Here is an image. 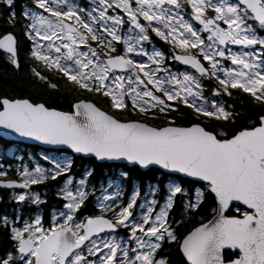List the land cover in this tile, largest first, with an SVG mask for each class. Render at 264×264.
<instances>
[{
	"label": "snow or ice",
	"instance_id": "obj_1",
	"mask_svg": "<svg viewBox=\"0 0 264 264\" xmlns=\"http://www.w3.org/2000/svg\"><path fill=\"white\" fill-rule=\"evenodd\" d=\"M0 3L7 26H23L35 78L59 90L52 73L110 109L79 96L70 110L0 97L4 135L57 146L41 157L47 167L0 164V186L39 206L46 193L33 186L62 182L47 226L42 214L0 215V264H173L172 244L184 264H264V0H30L19 18L15 0ZM0 51L20 68L14 31L0 33ZM241 94L258 111L237 126L244 114L225 97ZM185 108L192 119L180 123ZM69 150L162 179L126 195L123 171L97 187L94 167L74 175Z\"/></svg>",
	"mask_w": 264,
	"mask_h": 264
},
{
	"label": "trees",
	"instance_id": "obj_2",
	"mask_svg": "<svg viewBox=\"0 0 264 264\" xmlns=\"http://www.w3.org/2000/svg\"><path fill=\"white\" fill-rule=\"evenodd\" d=\"M19 3L20 0H17ZM29 2V1H28ZM9 9L3 4L0 3V33L5 31H14L17 39L19 41V59H20V68L16 69L10 63L7 62L3 51H0V97L9 96V97H30L36 102H44L48 105L57 107L63 110H70L71 104L75 102V98L87 97L93 99L99 106L110 111L107 102L100 96H91L89 93L80 92L73 88L70 84H67L64 80L58 79L53 76L52 73H47L54 83H57L59 90L51 89L45 85L43 81L35 78L31 72V68L36 65L35 61L27 59V52L29 50V44L25 41L23 37L22 28L17 24L15 29L9 28L5 22ZM225 100L228 104L234 105L237 112L243 113L238 121L237 126L241 123L251 120L258 111V106L251 103L249 98L246 95H236L233 99H228L225 97ZM184 119L179 121L180 123L189 122L192 117L191 113L185 108L183 111ZM123 119H133L134 116L124 114L121 116ZM149 123L159 124L160 120H151ZM227 130V129H225ZM0 142H3L7 145V142L0 139ZM37 148L36 145L33 146ZM78 157V156H77ZM75 156V160L77 161ZM94 160V159H93ZM92 167L96 169L97 176L102 175V170L107 164H98L96 162H89ZM76 168V166H73ZM130 176L136 175L141 179L142 185L145 186L149 181H155L158 178L162 179L163 172L157 168H152L151 170L143 171L139 167L135 166L129 169ZM163 182V181H162ZM57 184H48L47 187L40 186L37 191L46 193L47 200H56L61 202V198L57 197L53 193V189ZM208 215L206 211L204 213ZM179 219V216L176 217ZM196 223V220H190L184 224V228L190 227L192 224ZM183 231V229H181ZM8 241V236L5 231L0 233V241ZM9 243V242H8ZM4 249V248H3ZM169 258L172 260L173 264H184V258L176 250V245L172 244L168 252Z\"/></svg>",
	"mask_w": 264,
	"mask_h": 264
},
{
	"label": "rangeland",
	"instance_id": "obj_3",
	"mask_svg": "<svg viewBox=\"0 0 264 264\" xmlns=\"http://www.w3.org/2000/svg\"><path fill=\"white\" fill-rule=\"evenodd\" d=\"M79 2L84 3L85 0H79ZM29 4L30 3H26L25 5H29ZM24 39L29 44V41L25 37ZM156 43L158 47L165 48V49L167 48V46L164 45L163 42L157 41ZM210 87L211 85H208L206 87V90L207 88H210ZM133 115L135 118H141V117H138L135 113H133ZM0 139L7 142V145H5L3 142H0V164H4L5 166H7V164L17 165V164L23 163V164H27L29 167H32L35 162H39L43 166L47 167L48 166L47 162L43 161L41 157L43 155H55V153L50 152V149H46L38 145H36L37 148H34L33 147L34 145L21 143V141H18V140L6 139L1 135H0ZM70 153L71 152L69 151L68 155L75 161L74 165L76 166V168L73 167V173L74 175H76L77 178H79V174L84 170L86 166H91L89 162H93V161L98 164H103V163L107 164V166H105L102 170L103 171L102 175L97 176V179H98L97 184H101V185L104 184V187H107L108 183L112 182L114 178L112 176L113 175L112 173H115L114 175H118V173H121L120 170L115 171L117 164H113L114 162H110V161L100 162V161H96L94 158H85L83 155H76V157L78 156L77 161H76L75 155L73 156L72 153L71 154ZM116 178H121V175L119 174L118 176H116ZM115 182L118 184L121 183L118 180H115ZM141 183H142L141 181L137 182L138 185L139 184L141 185ZM123 185L127 188V184H123ZM61 186H62V182L61 184H57L53 189V193L55 194V192ZM130 188H133V183ZM37 189L38 188L33 189V190L37 191ZM19 192L21 191H18L17 189L10 190L11 194H9L8 199L15 200L13 196L15 193H19ZM4 196L7 198L8 192L4 194ZM61 203H62V200L61 202L56 201V200H51V201L47 200L46 204L37 206L35 204H32L28 200L24 202H18L15 200V202H13L11 205L8 204L5 207H0V215H7L10 218L16 215H20L23 218H28L29 216L42 214L46 222V226H47V222L51 220L53 209L54 208L58 209ZM80 215L83 216L84 213L81 212ZM1 232H4V230L0 229V233ZM120 235H123V230H120ZM8 248H9L8 241H5V240H3L2 242L0 241L1 255H3V253L6 250H8Z\"/></svg>",
	"mask_w": 264,
	"mask_h": 264
},
{
	"label": "flooded vegetation",
	"instance_id": "obj_4",
	"mask_svg": "<svg viewBox=\"0 0 264 264\" xmlns=\"http://www.w3.org/2000/svg\"><path fill=\"white\" fill-rule=\"evenodd\" d=\"M27 1H30V0H20V2L18 3L17 0H15V11L17 13V17L19 18V14L21 12V6L22 5H25L27 3ZM8 15V14H7ZM19 26L22 28V24H19ZM133 176V175H132ZM9 177L10 178H15V174L13 172H10L9 174ZM132 186V179L130 178L129 179V182L127 183V190L129 191L130 187ZM40 186H33V189L35 188H39ZM12 189H17L18 191H23L24 189L22 188H19V187H15V188H7V187H4V186H0V207H5L7 206L8 204L11 205L13 202H15V200H11V199H8L9 197V194L10 193V190ZM8 192V196L7 198L4 196V194H6ZM0 255H1V252H0Z\"/></svg>",
	"mask_w": 264,
	"mask_h": 264
},
{
	"label": "water",
	"instance_id": "obj_5",
	"mask_svg": "<svg viewBox=\"0 0 264 264\" xmlns=\"http://www.w3.org/2000/svg\"><path fill=\"white\" fill-rule=\"evenodd\" d=\"M94 102V101H93ZM75 103V102H74ZM98 107H100L99 105H97ZM101 108V107H100ZM102 110H105L103 108H101ZM63 110V109H61ZM107 111V110H105ZM6 130L0 128V135L3 136L4 138L6 139H13V140H18V141H21V143H25V144H30V145H38L40 147H43V148H46V149H52L54 147H57V146H51V145H45L39 141H36V140H33V139H30V138H25V137H19L18 135L16 134H11V135H4ZM70 151V150H69ZM74 154V153H73ZM74 155H83V154H74ZM84 156V155H83ZM110 162H119V163H126L128 164L129 166H132L131 164H129L127 161H110ZM144 170V169H142ZM164 171V170H162Z\"/></svg>",
	"mask_w": 264,
	"mask_h": 264
}]
</instances>
